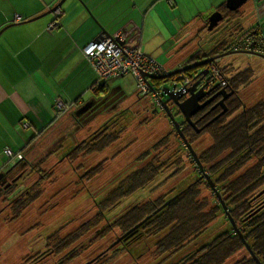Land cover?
<instances>
[{"label": "rangeland", "instance_id": "obj_1", "mask_svg": "<svg viewBox=\"0 0 264 264\" xmlns=\"http://www.w3.org/2000/svg\"><path fill=\"white\" fill-rule=\"evenodd\" d=\"M66 1L64 0L62 3ZM251 4V1H248L240 9L251 12ZM200 5L203 6V1L189 2L186 0L179 2L175 8H171L165 1L159 2V7H157L159 10L156 11L155 8L148 17L149 26L148 24L147 26L150 30L148 31L150 36L148 42L145 39L143 48L152 52L155 58L158 57L159 61L164 63L167 59L165 56L168 54V57L172 56L180 48L182 40L179 39L183 37V39L189 40L190 38H187L189 35H193L191 38L194 37L193 33H189V28H193V22L197 19L196 16H191V12L194 13L193 6ZM203 19H206V16H203ZM235 24L240 25V22L231 23L223 20L210 31H200L195 40L197 48L203 52L210 51L218 42L232 33L233 29L230 30V28ZM182 26L185 27L182 28ZM181 30L185 32L180 37ZM240 33L242 32L239 30L233 37ZM248 33L254 34V29L252 28L241 36L245 37L249 35ZM146 44H148L147 47ZM189 45L191 44L181 50L186 52L187 49H192V47L188 48ZM219 60L220 65H229L230 70L235 72L250 65L253 66L257 71L256 77L249 85L243 89L240 88L239 96L246 104L264 98V68L262 69L263 63L259 58L235 53L225 55ZM105 85L104 92L106 94L95 99V101H100L99 108H96L93 113L87 112L80 115L74 119V123L68 124L69 126L66 124L68 128L62 132L60 138L61 143H63L62 148L71 149L75 144L85 140L96 130L114 120L116 121L110 127V131H119V140L90 159L79 158L75 160L73 163L75 167L78 164L82 166L78 167L77 171H74L66 160L59 162L61 156L53 160L48 157L47 161L42 162L39 168L41 171H46L55 165L52 174L36 187L37 190H41V196L33 201L18 217L8 207L3 208L6 204V196L12 198L13 194L0 193V264H21L25 258H33L40 250L46 249L43 243L51 234L60 231V235L64 236L75 230L84 221L95 216L97 214L96 204L122 178L139 166L137 157H140L144 152H150L155 142L160 138L169 133L172 134L174 128L165 112L160 111L152 97L138 94L132 77L106 81ZM168 106L172 113L174 111L173 104L168 103ZM74 114H78L77 110ZM179 118L180 116H175L174 119L179 120ZM168 142L166 147L170 148L169 151L162 147L156 152L164 148V155L162 156L164 161L169 157L177 159L180 156L183 160V169L180 173L174 177L170 175L173 165L164 170L146 188L125 197L111 210L106 211V220L113 221L130 206L137 203L158 199L167 201L196 179L197 175L188 163L187 154L181 144L175 138L173 139V136ZM209 143L207 136H201L193 143L192 148L201 152ZM40 149L43 152L45 150L44 147H40ZM156 152L153 154H157ZM116 153L119 154L115 155ZM5 158L10 168L18 161L17 159L9 160L6 156ZM98 163H102L99 173L90 180L84 179V170L92 168ZM32 164H38V161L34 160ZM36 177L32 174L26 179L20 180L16 192L22 190L30 181L33 182ZM206 194L203 193V195ZM224 229H230V227L223 216L219 215L217 222L207 228L194 242L169 259H165L164 256L156 257L153 253L154 244L158 237L149 236L127 246L119 245L118 251L110 253L111 248L108 249V247L119 236L109 234L99 241L94 240L96 242H92L90 233L78 243H82V245L76 251L72 253L67 251L66 255L70 254L64 264H86L90 261H92L90 264H177L182 258H186L199 248L209 244ZM40 247L41 249L34 253ZM113 253L114 255L111 256ZM243 254L241 252L236 258L242 257ZM62 255L53 258L48 257L43 264H52V262L59 260ZM233 261L234 258L225 264H231Z\"/></svg>", "mask_w": 264, "mask_h": 264}, {"label": "trees", "instance_id": "obj_2", "mask_svg": "<svg viewBox=\"0 0 264 264\" xmlns=\"http://www.w3.org/2000/svg\"><path fill=\"white\" fill-rule=\"evenodd\" d=\"M221 11L223 19L237 13V11L228 12L226 9ZM254 32L259 34L257 29H254ZM227 50H231V48L220 49L222 52ZM218 53L216 49L203 56L191 57L187 61V65L213 57ZM220 71L223 74V71ZM225 80L227 83L225 90L232 92V95L224 101L225 113L214 119L220 114L222 108H213L212 105L202 111L203 114H195L191 120L196 128L200 129L198 133L185 122L183 117L181 121L175 119L180 126V131L192 147L199 137L207 136L209 138L210 143L204 150L197 152L194 149L202 170L198 168L174 129L172 134L169 133L157 140L150 152H144L140 157H137L139 166L122 178L96 204L97 214L95 216L84 221L75 230L64 236L60 235V231H56L46 238L49 254L51 253L49 257L53 258L63 254L57 264H64L69 254L82 245V243H78L85 239L86 235L91 233L92 242L99 241L109 234H115L116 237L121 236L162 206L166 202L163 199L145 201L130 206L113 221L105 218L106 211L111 210L125 197L146 188L160 173L171 168L172 165L170 175L174 177L180 173L183 169V160L180 156L177 159L169 157L165 161L162 160L164 148L167 151L170 150L166 145L173 136V139L175 138L186 152L188 163L197 175L196 179L185 187L176 199L135 230L125 242H120L109 252L118 251L119 245L127 246L153 236L158 237L153 248L155 256H164L165 259H169L194 242L207 228L218 221L219 215H222L230 229H224L209 244L199 248L186 258H182L177 264H225L232 258L234 261L231 264H257L232 229L220 200L216 196L218 193L228 215L234 221L254 256L260 264H264V98L246 104L239 96L240 88L243 89L253 81L251 68H245ZM104 91L105 86L97 88L94 92L99 94L105 93ZM216 92L218 90L212 91L211 94L214 95ZM177 114L180 115V112ZM173 116L175 118V114ZM115 121L105 124L90 137L75 144L60 157L59 162L66 160L70 167L77 171L78 167L82 166L78 164L75 167L73 164L75 160L90 159L95 154L114 145L120 138L119 131H110V127ZM162 147H164L163 150L156 152ZM154 152L157 154H153ZM23 161L22 155V158L10 170L29 167L27 164L30 165V162L26 160L24 161L25 166H22ZM41 163L34 164L32 167L37 173L38 179L30 187L14 199L8 196L5 198L6 204L3 208L11 209L16 217L20 216L33 201L41 196V190H37L36 187L52 174L55 165L46 171H41L39 168ZM102 163H98L92 168H86L84 179L90 180L99 173ZM205 175L213 183L214 189L210 188ZM1 192L12 195L13 190L8 187L5 190H0ZM203 193L207 194L203 195ZM67 251H70L68 255H66ZM241 252L244 253L242 257L236 258ZM113 255L114 253L111 256ZM36 258V256L27 257L21 264H31Z\"/></svg>", "mask_w": 264, "mask_h": 264}, {"label": "crops", "instance_id": "obj_3", "mask_svg": "<svg viewBox=\"0 0 264 264\" xmlns=\"http://www.w3.org/2000/svg\"><path fill=\"white\" fill-rule=\"evenodd\" d=\"M163 1L175 8L186 0H67L60 5L57 16L51 9L59 0H0V30L11 25L0 33V174L11 169L3 154L4 148L20 153L30 164L34 160L38 164L45 162L48 157L57 159L68 152L69 149L62 148V132L68 124L74 123L75 118L87 112L93 113L92 102L105 94L97 96L94 92L106 85L103 82L99 87L96 75L82 53L88 43L103 35L111 36L130 22L137 24L141 29V51L153 57L168 72L186 66L191 57L203 56L216 49L217 55L229 51L220 49L232 48L243 38L241 35L252 28L258 29L264 43V0H248L252 3L251 12L241 10L242 5L235 15L221 20L240 22V25L232 26V33L227 38L210 51L203 52L197 48L195 40L200 31L207 30L209 16L217 11L223 17V9L234 11L225 7L227 0H188L203 1V6H193L194 13L191 12V16L197 19L193 28H189L194 37L189 35V40L179 39L182 40L180 48L172 56H165L166 61L161 63L158 57L143 48V44L150 36L148 17L155 8L159 10V2ZM16 16L19 17L17 21ZM55 18L56 28L47 31V25ZM239 30L242 33L233 37ZM188 44L192 49L182 51ZM259 60L263 69L264 59ZM215 62L227 79L245 68L255 71L250 65L235 72L229 65H220V60ZM57 98L67 106L61 113L54 105ZM88 103L90 108L87 111L74 114ZM40 147L45 148L44 152ZM24 161L20 166H25Z\"/></svg>", "mask_w": 264, "mask_h": 264}, {"label": "built area", "instance_id": "obj_4", "mask_svg": "<svg viewBox=\"0 0 264 264\" xmlns=\"http://www.w3.org/2000/svg\"><path fill=\"white\" fill-rule=\"evenodd\" d=\"M57 15L58 10L55 11V16ZM15 20H19V17L16 16ZM57 24L55 18L47 25V31L56 28ZM140 38V27L130 22L125 28L113 35H103L83 48V56L95 73L97 83L114 78L132 77L138 94L152 97L160 110H163L161 101L166 98L163 94L164 89H167L177 98H183L182 100L189 96L187 91L192 86H195L193 93L202 91L209 94L214 90L225 89L226 80L215 61L209 62L203 67L192 69L190 72L169 75L171 72H168L153 57L141 51ZM251 43H254L253 49L256 52L262 53L264 51L263 39L260 34L256 33L241 38L231 50L248 51ZM156 76H164V78L159 80L149 78ZM54 105L58 113L63 112L67 107L60 98L55 100ZM3 154L9 160L22 158L20 153L14 154L9 148H4Z\"/></svg>", "mask_w": 264, "mask_h": 264}, {"label": "water", "instance_id": "obj_5", "mask_svg": "<svg viewBox=\"0 0 264 264\" xmlns=\"http://www.w3.org/2000/svg\"><path fill=\"white\" fill-rule=\"evenodd\" d=\"M64 0H61L56 6H54L51 9V12H55L59 9V6L61 5V3ZM248 0H227L225 2V7L229 10V11H236L237 9H239L242 5H244ZM36 19V18H34ZM223 19L222 15L219 12H214L212 13L208 20H207V30H212L214 27L217 26V24ZM31 21V20H29ZM28 22V21H27ZM11 26V25H9ZM9 26L3 28L2 30H0V33L8 28ZM254 43H251L250 45V49L248 51L245 50H240V51H233V50H229L223 54H219V55H215L213 57H208L205 58L199 62L190 64V65H186L182 68H180L179 70H175L173 72H171L169 75L175 74V73H179V72H186L188 70H192L195 68H199V67H203L206 64H208L209 62L212 61H217L219 60L221 57L225 56V55H229V54H246V55H250V56H255V57H259L264 59V54L256 52L254 49ZM204 74H206V71H204ZM150 79H163L164 76H156V77H149ZM99 87L103 86V82H99L98 83ZM194 87L192 86L190 89H188V94L189 96L187 98H185L184 100L180 101V98H177L175 96H173V94L171 92H169L167 89L163 90V94L166 96V99L161 101V106L163 108V111L165 112V114L167 115V117L170 120V123L172 124L173 128L175 129V131L177 132L178 136L180 137V139L182 140V142L184 143L188 153L191 155V157L193 158V160L196 162L198 168L200 170H202V166L198 161L197 155L195 154L194 150L192 149V146L190 145L189 142H187L186 138L184 137V135L182 134V132L180 131V126L178 124V122L174 119L173 114L170 112L169 108H168V103H172L181 113L182 117L184 118L185 122L188 123L192 128H194V130L198 133L200 131V129H197L195 124L192 122L191 118L192 116H194L201 108H203L204 106H206L209 102H211L214 98L217 97H221V99L219 100V102L213 107L215 108L216 106H219L220 108H222V111L220 112V114H218L214 119H216L217 117H219L220 115H222L223 113H225L226 111V107L224 106V101L226 98H228L230 95H232V92H227L225 89L219 90L218 92H216L209 100H207L206 102L200 104L199 101L205 96L206 93H203L202 91H199L197 93H193L194 91ZM90 108V104H85L80 110L79 112H85ZM3 174L5 173H1L0 174V178L3 176ZM206 180L208 181L210 188L214 189V185L211 182V180L209 179V177H207V175H205ZM10 185V183H7L4 188L8 187ZM183 191H180L179 193H177L176 195H174L173 197L169 198L162 206H160L159 208H157L152 214L146 216L143 220H141L139 223H137L134 227H132L130 230H128L127 232H125L123 235L119 236L109 247L108 249L112 248L114 245L120 243L121 241H125L135 230H137L141 225H143L146 221H148L153 215H155L157 212H159L161 209H163L166 205H168L169 203H171L174 199H176ZM217 198L220 200V204L222 206L223 211L225 212L227 219L232 227V229L234 230V232H236V234L239 236V238L241 239L242 243L244 244V247L246 249V251L249 253V255L257 262V264H260L258 262V260L256 259V257L254 256L253 252L251 251L249 245L245 242L242 234L240 233V231L237 229L234 221L232 220V218L228 215L227 211H226V207L224 206L223 201H221V198L219 196V194H216ZM92 261L87 262L86 264H90Z\"/></svg>", "mask_w": 264, "mask_h": 264}, {"label": "flooded vegetation", "instance_id": "obj_6", "mask_svg": "<svg viewBox=\"0 0 264 264\" xmlns=\"http://www.w3.org/2000/svg\"><path fill=\"white\" fill-rule=\"evenodd\" d=\"M106 94V93H105ZM105 94H102L103 96L105 95ZM213 95L211 94V93H209V94H205V96L199 101V103L200 104H202V103H204V102H206L207 100H209L211 97H212ZM219 97H217V98H214L211 102H209L206 106H204L203 108H201L197 113L198 114H200V113H202V111H205L209 106H212V107H214L218 102H219V100L221 99V97L218 99ZM182 99L183 98H181L180 99V101H182ZM218 99V100H217ZM99 102L100 101H93L92 103V109L94 108V109H96V108H99ZM170 103V102H169ZM173 107H174V111H172V113L173 114H176L175 116H180V118H179V120L178 121H181V118H182V115H181V113H180V115L179 114H177V112H179V110L173 105ZM216 107H218L219 108V106H216ZM168 108H169V106H168ZM79 110L80 109H78L77 110V113H79ZM196 113V114H197ZM197 114V115H198ZM203 114V113H202ZM193 117V116H192ZM192 119V118H191ZM194 123V122H193ZM100 129V128H99ZM91 136V135H90ZM89 136V137H90ZM31 166V167H30ZM33 164H30L29 165V167H27V168H24V169H13V170H10L9 172H7V173H5V174H3V176L0 178V190H5V189H7L8 187H10L12 190H13V196H12V198L14 199V198H16V197H18L21 193H23L24 191H25V189H27L28 187H30L31 186V184L32 183H34L37 179H38V175H37V173L33 170ZM29 170H32V171H29ZM32 174H34V175H36L37 177H36V179L33 181V182H31L30 181V183L27 185V186H25L22 190H20L19 192H16V190H17V186L19 185L18 183H19V181L20 180H22L23 178L24 179H26L27 178V176H29V175H32ZM7 183H10V185L8 186V187H6V188H4V186L7 184ZM121 242H123V241H121ZM125 242V241H124ZM119 244V243H118ZM43 245H45V247H46V249L45 250H40L41 249V247L38 249V250H36V251H34V253H36L37 251H39L40 250V252H38L35 256L37 257L36 259H35V261H33V263H35V264H43V262L44 261H46L47 259H48V257L50 256V254H49V251L47 252V250H48V248H47V244H46V241L43 243ZM57 261L58 260H56L55 262H52V264H57ZM33 263H31V264H33Z\"/></svg>", "mask_w": 264, "mask_h": 264}]
</instances>
